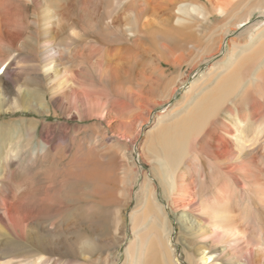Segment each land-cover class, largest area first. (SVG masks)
<instances>
[{
	"label": "bare ground",
	"instance_id": "1",
	"mask_svg": "<svg viewBox=\"0 0 264 264\" xmlns=\"http://www.w3.org/2000/svg\"><path fill=\"white\" fill-rule=\"evenodd\" d=\"M232 33L239 35L226 42L225 57L191 84L209 76L202 97L148 150L179 213L178 239L188 232L202 240L193 255L182 243L189 264H264V0H0V113L66 121L44 122L41 140L34 121L5 131L14 137L0 148V264H62L91 254L97 246L84 227L107 203L105 143L119 149L118 140L138 139L151 111L187 80L178 74L184 64L193 70L216 58ZM243 37L249 48H241ZM28 56L39 61V83L16 88L13 62ZM226 62L231 68L220 73ZM74 119L106 127L95 123L92 141H84L83 126L68 123ZM131 170L118 181L132 182ZM139 189L144 218L154 222L150 252L158 264H179L155 189L147 181Z\"/></svg>",
	"mask_w": 264,
	"mask_h": 264
},
{
	"label": "rangeland",
	"instance_id": "2",
	"mask_svg": "<svg viewBox=\"0 0 264 264\" xmlns=\"http://www.w3.org/2000/svg\"><path fill=\"white\" fill-rule=\"evenodd\" d=\"M258 20H260V18H258L257 15L256 17H253L252 23L254 24L258 22ZM238 35V33H235V35L232 33L225 36L226 38L223 41L221 53L216 58L204 62L193 70H191L189 66L190 62L184 64L182 70L179 71L178 74L181 76L184 75L182 78L186 76L187 80L185 79L186 81L178 87L175 96L171 98L167 104L157 107L151 111L148 127L142 128V134L138 139L135 141H131V139L118 140L121 144L119 145V149H117V147L115 149L113 144L105 143L106 147L104 150L108 151V161L106 159L105 167L110 173L109 181L106 187V189H108V199L104 206H95V215L89 219L91 223L84 227V234H89L92 239L95 240L97 247L91 254L85 256L86 259L84 257H80L78 259H64L61 261L62 264H158L154 253L150 252L151 248L149 244L155 236V233L152 232L154 222L148 218H144L147 207L144 205V200H140V198L137 197L140 190L139 188L144 181L150 183L155 189L156 200L160 207L164 209L166 219L171 225L168 242L173 249V259L179 264H189V262L186 261V254L193 255L196 253L201 247L202 240L192 237V235L190 233L188 234V232H183V234H181L182 242L178 239L181 233V227L178 224L179 213L177 214V211L172 209L169 205V201L165 197V193L163 192L164 190L161 188L157 177L154 174V170L152 169V159L150 158L151 155L148 150L154 145V143H156V135H160V130L164 126L172 122L174 118L178 117L185 107H187L195 99H200L202 97L201 93L205 90L209 83V76L206 75L203 80L199 81L195 85L191 84L203 74V72L207 69L208 63L218 62L225 57L224 55L230 47L226 45H228L232 39L238 38ZM246 37L248 38V36ZM245 39V37L240 39L243 42V46L241 47L242 49L247 47L249 48V46H246L248 40L246 41ZM226 42H228V44H226ZM17 54L18 52L15 56H17ZM198 55L200 54L192 56L193 58L191 62H193ZM27 58V63H22V61L19 62L18 58L16 59L18 63L15 61L13 62V71L10 73V77L14 80V87L16 88L26 84L30 87H35L36 83H39V81L34 79L36 75H39V70L37 69L39 61L36 57L30 58V56H28ZM198 59L200 58L198 57ZM229 65V62L222 65L219 69L221 71L220 73H226L231 68H227ZM22 66L24 68L23 70H20ZM163 69L165 71L167 70L170 74H176L175 69H171L168 65H163ZM2 70L3 69L1 68L0 72H2ZM3 78L6 79V77ZM132 79V83L135 86L136 81L134 78ZM188 89H191V91L188 92ZM13 95L15 96V94ZM160 96L161 95L158 94V98H160ZM160 103H164V100H161ZM250 105L251 104H248V106ZM6 108L7 106L3 107V109ZM168 109L169 112L166 113ZM127 113L128 111L124 114L128 115ZM163 115H165L166 118H163L160 120V123H158L156 120L157 117ZM23 120L27 123L21 125V121ZM28 121H34L35 125L33 128H36L35 131L38 133V140H41L44 136V122L51 126L59 123H66L63 117L47 118L45 116L38 115L35 117L32 113L22 111H18L14 114L0 113V132L3 131V133H5V131L12 125L18 124L26 129L29 125ZM68 123L70 124V127L73 128L83 126L82 130H85L87 135L82 133L80 137L82 140L85 141L87 139L86 141L89 142L93 139L92 135L95 129V123L100 125L103 130L106 127L104 124H101V121L95 119L84 122L74 119L72 121L70 120ZM149 128H151L149 130V134H146ZM40 134L42 138H40ZM1 137L2 136L0 135V148L2 147L3 149L4 146L8 145V142L11 141L10 139L14 136L12 135L11 138H8L5 133V136ZM108 139L112 140V135L109 134ZM8 148L13 149V146L9 144ZM1 154L2 151L0 150V160L2 156ZM131 169L135 170L134 180L132 179V182H130L131 180H125L123 183L119 182L118 180H122L128 172L131 173ZM206 169L209 171L207 166ZM71 214L72 213H69L68 216L71 217ZM135 222L138 226L137 229H135ZM182 243L186 244V254L185 246ZM128 250L131 251L130 254H132V259L130 258ZM209 261V264H213L211 260Z\"/></svg>",
	"mask_w": 264,
	"mask_h": 264
}]
</instances>
